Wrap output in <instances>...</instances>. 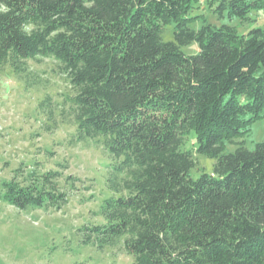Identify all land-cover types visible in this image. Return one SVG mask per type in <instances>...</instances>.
<instances>
[{
  "label": "trees",
  "instance_id": "obj_1",
  "mask_svg": "<svg viewBox=\"0 0 264 264\" xmlns=\"http://www.w3.org/2000/svg\"><path fill=\"white\" fill-rule=\"evenodd\" d=\"M198 2L0 0V72L40 88L29 62L53 59L70 94L40 101L43 130L70 123L71 145L91 141L109 160L104 223L80 229L81 241L120 247L132 264H264V140L252 150L243 141L264 118V30L214 26L191 16ZM208 3L240 21L264 10V0ZM191 44L198 52L184 53ZM190 134L196 153L215 161L196 178L183 149ZM60 179L61 171L17 168L2 199L58 211L69 200Z\"/></svg>",
  "mask_w": 264,
  "mask_h": 264
},
{
  "label": "rangeland",
  "instance_id": "obj_2",
  "mask_svg": "<svg viewBox=\"0 0 264 264\" xmlns=\"http://www.w3.org/2000/svg\"><path fill=\"white\" fill-rule=\"evenodd\" d=\"M208 1L194 4L191 16L201 15L214 26H233L240 35L255 27L264 30V10L251 11L247 21H240L218 17ZM200 26V21L190 25L195 30ZM162 38L172 39V25L164 28ZM183 51L196 54L198 48L191 44ZM29 66L44 79L40 88L26 89L9 67L0 72V264H132V256L120 247L98 251L82 243L80 229L104 223L98 212L102 201L110 196L105 184L109 160L102 148L91 141L71 145L75 128L70 123L59 122L49 133L43 130L45 118L38 104L45 95L60 103L70 94V88L56 71L53 59L30 61ZM263 140L264 118L254 122L243 138L250 150ZM183 149L193 155L192 177L202 171L212 172L215 161L196 153L193 134L185 138ZM234 149L227 145L225 151ZM21 167L25 172L61 171L59 185L69 194L68 203L58 211L20 210L5 203L2 182L11 179L15 169ZM69 175L79 180L74 188L63 180Z\"/></svg>",
  "mask_w": 264,
  "mask_h": 264
}]
</instances>
